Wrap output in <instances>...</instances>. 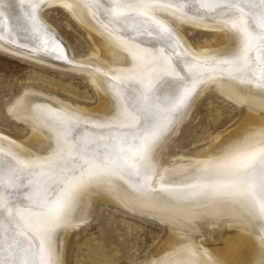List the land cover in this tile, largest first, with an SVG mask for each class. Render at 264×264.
Returning <instances> with one entry per match:
<instances>
[{
	"label": "bare ground",
	"instance_id": "bare-ground-1",
	"mask_svg": "<svg viewBox=\"0 0 264 264\" xmlns=\"http://www.w3.org/2000/svg\"><path fill=\"white\" fill-rule=\"evenodd\" d=\"M52 5L95 53L73 52ZM0 51L84 73L96 99L26 85L9 104L28 133L0 129V264H65L99 201L163 224L143 264H264V0H0ZM207 92L239 103V121L165 158ZM211 220L226 228L217 244L201 232Z\"/></svg>",
	"mask_w": 264,
	"mask_h": 264
},
{
	"label": "rangeland",
	"instance_id": "rangeland-1",
	"mask_svg": "<svg viewBox=\"0 0 264 264\" xmlns=\"http://www.w3.org/2000/svg\"><path fill=\"white\" fill-rule=\"evenodd\" d=\"M45 18L75 54L95 53V46L85 31L63 7L50 6ZM185 34L191 41L203 43L210 39L211 31L188 28ZM26 85L88 106H93L96 100L84 73L61 70L0 51V129L13 136L25 137L28 133V126L7 112L9 104ZM240 110L241 105L228 97L205 93L185 129L167 149L165 158L172 153H190L207 146L216 135L235 126ZM225 230L217 221L202 224L204 243H219ZM164 232L163 224L157 219L131 213L109 201H99L93 216L70 234L65 264H143Z\"/></svg>",
	"mask_w": 264,
	"mask_h": 264
},
{
	"label": "snow or ice",
	"instance_id": "snow-or-ice-1",
	"mask_svg": "<svg viewBox=\"0 0 264 264\" xmlns=\"http://www.w3.org/2000/svg\"><path fill=\"white\" fill-rule=\"evenodd\" d=\"M231 6H236L237 0H230Z\"/></svg>",
	"mask_w": 264,
	"mask_h": 264
}]
</instances>
